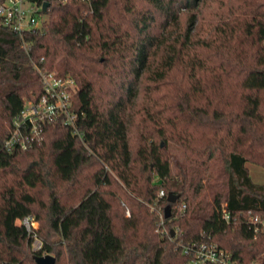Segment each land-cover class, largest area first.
Here are the masks:
<instances>
[{"label":"trees","instance_id":"16d2710c","mask_svg":"<svg viewBox=\"0 0 264 264\" xmlns=\"http://www.w3.org/2000/svg\"><path fill=\"white\" fill-rule=\"evenodd\" d=\"M46 1L37 30L0 25V264H189L183 245L202 241L264 264L247 166L264 167V0ZM35 65L71 74L84 114L8 150L43 93Z\"/></svg>","mask_w":264,"mask_h":264},{"label":"built area","instance_id":"2783aa9c","mask_svg":"<svg viewBox=\"0 0 264 264\" xmlns=\"http://www.w3.org/2000/svg\"><path fill=\"white\" fill-rule=\"evenodd\" d=\"M46 0H4L0 2V25L18 33L21 37L27 32H33L40 28L46 20V12L43 11V3ZM65 4L72 0H59ZM91 3L92 0H82ZM48 9V8H47ZM40 74L43 93L37 101L26 104L24 109L14 121V130L5 141L8 150L13 148L27 149L42 140L43 125L47 121L61 119L65 125L72 126L75 133L77 119L83 116L73 110V96L79 86L76 79L69 73L58 74L55 71H47L35 65ZM164 191L160 192L163 195ZM186 208L183 204L182 210ZM161 222H163V215ZM223 217L229 221L231 216L227 210L223 211ZM29 232L36 228L33 216H26L22 220ZM249 224L255 232L264 231V219L252 216ZM167 232V230H163ZM33 250L42 248V241L36 234L33 235ZM185 252L193 255L195 264H240L227 250L220 248L211 241L193 242L183 245Z\"/></svg>","mask_w":264,"mask_h":264},{"label":"water","instance_id":"95a60500","mask_svg":"<svg viewBox=\"0 0 264 264\" xmlns=\"http://www.w3.org/2000/svg\"><path fill=\"white\" fill-rule=\"evenodd\" d=\"M50 6V2L49 1H45L43 3V11L46 12L47 8ZM176 199V196L171 197L169 196L168 200L170 202H174ZM165 217H169L171 215V208L170 206H167L165 209ZM35 261L37 264H55L56 262V257L50 253H45L43 255H38L35 254L34 255Z\"/></svg>","mask_w":264,"mask_h":264},{"label":"rangeland","instance_id":"374dc122","mask_svg":"<svg viewBox=\"0 0 264 264\" xmlns=\"http://www.w3.org/2000/svg\"><path fill=\"white\" fill-rule=\"evenodd\" d=\"M171 148H172L174 154H176L178 157H182L183 156V151L181 149L177 148L176 146H174L172 144H171ZM247 166L250 169L251 176L253 177V179L256 182H260V183L264 182V167H261L259 165L254 164V163H251V162H249L247 164ZM36 225L38 226L39 223L36 222ZM189 264H195V263L194 262H190Z\"/></svg>","mask_w":264,"mask_h":264}]
</instances>
